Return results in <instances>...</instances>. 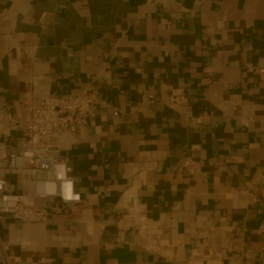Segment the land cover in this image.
<instances>
[{
  "label": "crops",
  "instance_id": "crops-1",
  "mask_svg": "<svg viewBox=\"0 0 264 264\" xmlns=\"http://www.w3.org/2000/svg\"><path fill=\"white\" fill-rule=\"evenodd\" d=\"M263 59L264 0H0V109L23 122L28 91L100 100L51 140L79 203L33 198L37 174L8 175L48 213L4 220L9 252L19 264H264Z\"/></svg>",
  "mask_w": 264,
  "mask_h": 264
},
{
  "label": "built area",
  "instance_id": "built-area-1",
  "mask_svg": "<svg viewBox=\"0 0 264 264\" xmlns=\"http://www.w3.org/2000/svg\"><path fill=\"white\" fill-rule=\"evenodd\" d=\"M257 79L264 88V59L257 70ZM150 99H155L150 96ZM172 103L182 104L185 98L173 96ZM25 120L20 122L11 112L0 109V149L8 141L21 134V146L0 156V224L6 219L25 223L46 221L48 213L36 208L24 194L9 189L8 175L14 172L37 174L30 179L33 198H55L63 204L79 203L80 194L75 191L72 167L67 158H58L51 150V140L55 130L66 131L69 119L77 125H86L94 117V109L100 104L95 91L82 90L70 97L37 96L33 91L23 95ZM115 116L117 111L113 113ZM198 123L199 118L193 119ZM20 136V135H19ZM196 145L190 146L189 153L182 161V167L192 172L195 167L194 151ZM45 173V177L39 176ZM264 233V222L256 229ZM0 264H19V258L9 252V248L0 237Z\"/></svg>",
  "mask_w": 264,
  "mask_h": 264
}]
</instances>
